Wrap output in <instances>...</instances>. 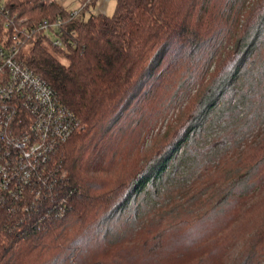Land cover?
I'll return each mask as SVG.
<instances>
[{"label": "trees", "instance_id": "trees-1", "mask_svg": "<svg viewBox=\"0 0 264 264\" xmlns=\"http://www.w3.org/2000/svg\"><path fill=\"white\" fill-rule=\"evenodd\" d=\"M115 1L2 0L0 45L18 28L82 127L41 198L0 205V264H223L238 239L229 264L264 261V0Z\"/></svg>", "mask_w": 264, "mask_h": 264}, {"label": "built area", "instance_id": "built-area-1", "mask_svg": "<svg viewBox=\"0 0 264 264\" xmlns=\"http://www.w3.org/2000/svg\"><path fill=\"white\" fill-rule=\"evenodd\" d=\"M74 1L79 7L85 2ZM4 10L0 0V13ZM27 21V17L18 19L22 32L42 30L55 47L67 49L61 17L24 25ZM17 29L13 43L0 45V205L4 206L9 200L23 199L27 190L36 187L35 197L43 196L52 155L82 127L48 81L20 57L24 39Z\"/></svg>", "mask_w": 264, "mask_h": 264}, {"label": "rangeland", "instance_id": "rangeland-1", "mask_svg": "<svg viewBox=\"0 0 264 264\" xmlns=\"http://www.w3.org/2000/svg\"><path fill=\"white\" fill-rule=\"evenodd\" d=\"M48 1L49 2H56L57 4H60V5H63V6H67V7H77V8L79 7V6H77V3H75L74 0H48ZM105 1L106 0H98L97 6H96V10L97 11L104 12V13L109 14V15L113 14V12L115 10V7H116V1L115 0H109V1H106V2ZM47 46L49 47V49L51 51L54 50V47L53 46H50V44H48ZM60 58H61V56H60ZM157 130H158V128H156V129L155 128H152L151 131H150V134H148V135L145 136L146 138H144L145 139L144 146H147V145H149L151 143L152 134H153L154 131H157ZM194 165H193L192 169H194V168H196L198 166V165H196L194 167ZM178 169H180V168H178ZM193 171H195V170H193ZM198 171H199V168L196 169L195 174L198 173ZM193 175L194 174H192L191 176H187V177L184 176L185 182L186 183L189 182V180L193 178L192 177ZM239 242H240V239H238L235 242V244L233 245V247L231 249V254L229 256L228 255L226 256V259L224 260L223 264H229V263H231V261L233 260L234 255H235L234 254L235 253V250L237 249V247L239 245ZM71 262H72V260H71ZM258 264H264V261H260V262H258Z\"/></svg>", "mask_w": 264, "mask_h": 264}]
</instances>
